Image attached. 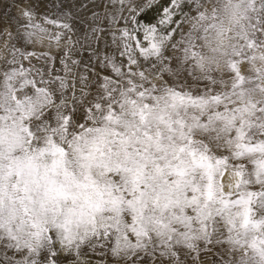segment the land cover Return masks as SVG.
<instances>
[{"label": "snow or ice", "instance_id": "1", "mask_svg": "<svg viewBox=\"0 0 264 264\" xmlns=\"http://www.w3.org/2000/svg\"><path fill=\"white\" fill-rule=\"evenodd\" d=\"M13 3L0 264H264V0Z\"/></svg>", "mask_w": 264, "mask_h": 264}, {"label": "rangeland", "instance_id": "2", "mask_svg": "<svg viewBox=\"0 0 264 264\" xmlns=\"http://www.w3.org/2000/svg\"><path fill=\"white\" fill-rule=\"evenodd\" d=\"M30 2L36 6L35 10L38 14L42 15L47 10L45 5L48 4V0H30ZM18 8L19 6L17 4H14L13 0H0V28H4L7 25L11 28L13 32H15L16 20L20 16ZM147 18L151 17L149 16ZM6 43L10 44L12 43V41H6L3 36H0V55L5 54ZM34 47L38 52L43 51L48 47L47 41H45L43 47H41L40 45H35ZM51 50L55 52L54 48Z\"/></svg>", "mask_w": 264, "mask_h": 264}]
</instances>
